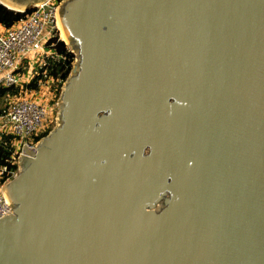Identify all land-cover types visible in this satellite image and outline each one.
<instances>
[{
	"label": "water",
	"instance_id": "water-1",
	"mask_svg": "<svg viewBox=\"0 0 264 264\" xmlns=\"http://www.w3.org/2000/svg\"><path fill=\"white\" fill-rule=\"evenodd\" d=\"M57 15L76 59L2 186L0 264H264V0Z\"/></svg>",
	"mask_w": 264,
	"mask_h": 264
},
{
	"label": "built area",
	"instance_id": "built-area-1",
	"mask_svg": "<svg viewBox=\"0 0 264 264\" xmlns=\"http://www.w3.org/2000/svg\"><path fill=\"white\" fill-rule=\"evenodd\" d=\"M60 1L46 0L33 5L29 12L10 26L0 23V85L14 86L19 90L7 98L5 108L0 113V143L13 148L11 157L16 159V164L22 146H30L37 141H34V137L46 130L43 129V119L47 114L51 116L52 108L57 106V100L54 99L55 78L47 73V67L60 59L64 60L65 56L57 50L56 41L49 43L55 33L45 45L39 43L38 36L47 22L55 31ZM75 59L73 57L72 65ZM32 80H36L34 88L28 86ZM32 94L38 98H32ZM16 173L17 169L9 170L6 166H0L1 214L10 210L2 186Z\"/></svg>",
	"mask_w": 264,
	"mask_h": 264
},
{
	"label": "trees",
	"instance_id": "trees-1",
	"mask_svg": "<svg viewBox=\"0 0 264 264\" xmlns=\"http://www.w3.org/2000/svg\"><path fill=\"white\" fill-rule=\"evenodd\" d=\"M30 10L31 9L29 8L25 12H18L9 9L0 3V23H3L6 26H10ZM54 41H56L55 46L57 50L62 51L65 56L64 60L60 59L58 62L49 64L47 67V73L55 78L56 96L58 97L61 85L65 81L71 70L74 55L72 52L66 49L64 42L59 39L58 35L56 34L49 39V43ZM28 86L31 88L36 87V80H32ZM18 92V88L14 86L0 85V113L5 108L7 98L17 94ZM49 129L36 135L34 137V141L45 136L49 132ZM12 152L13 148L10 145H3L2 143H0V166H6L9 170L17 169L16 159L11 157Z\"/></svg>",
	"mask_w": 264,
	"mask_h": 264
},
{
	"label": "rangeland",
	"instance_id": "rangeland-1",
	"mask_svg": "<svg viewBox=\"0 0 264 264\" xmlns=\"http://www.w3.org/2000/svg\"><path fill=\"white\" fill-rule=\"evenodd\" d=\"M55 31H53V29H52V26L47 22V23H45V25H44V28H43V30L41 31V33H40V35L38 36V41H39V43L41 44V45H45V43L48 41V39L55 33L56 35H58V37L60 38V39H62L61 38V34H60V30H59V28L58 27H55V29H54ZM63 40V39H62ZM64 41V40H63ZM65 43H68L67 41H65ZM67 45V47L71 50V48L69 47V45L68 44H66ZM75 58H76V54H75V56H74ZM75 61V60H74ZM38 98V96L37 95H35V94H32V98ZM54 99H56L57 100V96L54 98ZM57 112H58V106H56V107H53L52 108V112H50V113H52V115L50 116V114H47V116L43 119V129H49V130H51L53 127H54V125H55V121H56V115H57ZM48 113H49V111H48Z\"/></svg>",
	"mask_w": 264,
	"mask_h": 264
},
{
	"label": "bare ground",
	"instance_id": "bare-ground-1",
	"mask_svg": "<svg viewBox=\"0 0 264 264\" xmlns=\"http://www.w3.org/2000/svg\"><path fill=\"white\" fill-rule=\"evenodd\" d=\"M1 2L4 3L5 5H7L8 7H11V8H12V6H11L10 4H8L6 1L1 0ZM37 4H40V3H37ZM56 21H57V27H58L59 30H60L61 38H62L64 41H67V42H68V40L66 39V37H65V35H64V33H63V30H62V28H61V25H60V22H59V19H58V15H57V13H56Z\"/></svg>",
	"mask_w": 264,
	"mask_h": 264
}]
</instances>
